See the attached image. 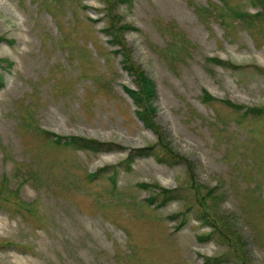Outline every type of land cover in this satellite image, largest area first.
Returning a JSON list of instances; mask_svg holds the SVG:
<instances>
[{"label": "rangeland", "instance_id": "374dc122", "mask_svg": "<svg viewBox=\"0 0 264 264\" xmlns=\"http://www.w3.org/2000/svg\"><path fill=\"white\" fill-rule=\"evenodd\" d=\"M226 1L117 9L135 29L124 35L133 61L157 88L154 121L182 157L172 167L137 159L127 171L129 152L158 139L136 117L125 92L135 85L102 33L104 0H0V59L11 63L0 70V264H264V117L250 112L264 109V25L231 11L256 12L248 0ZM57 137L124 150L93 154ZM161 189L176 199L160 206ZM203 210L230 223L236 255L217 235L203 241Z\"/></svg>", "mask_w": 264, "mask_h": 264}, {"label": "trees", "instance_id": "16d2710c", "mask_svg": "<svg viewBox=\"0 0 264 264\" xmlns=\"http://www.w3.org/2000/svg\"><path fill=\"white\" fill-rule=\"evenodd\" d=\"M134 0H104L105 2V27L102 30V33L109 38L108 43L117 48L115 53L121 54L122 57V69L126 72L131 78L132 82L135 85V89L125 88V92L131 98L136 107V117L139 121L143 123V126L152 131L157 137V143L153 146L134 149L129 152L128 158L124 160L123 164H125V169L127 171L131 170L132 165L135 163L137 159L142 158H154L158 163L167 165L172 167L174 161L182 160V157L176 153L170 143L162 133L160 127L155 123L154 117L156 115L157 109L154 107V104L157 100V88L153 81V79L140 67L136 64L132 57L129 48L124 40V35L127 31H135V29L124 25L117 15V9L123 5H132ZM222 3L228 7V3L226 0H220ZM251 3L253 9L256 12L252 13L247 10H240L238 12L231 11L234 13L238 19L241 20L242 23H246L247 25H253L257 23H262L264 25V0H248ZM4 38H0V41H3ZM215 64L219 66H223L224 63L215 58H211ZM4 64H7L9 67L11 63L8 60L0 59V70H4ZM4 82V75L0 74V86H2ZM204 98L206 101H212L211 95L208 92H205ZM229 104V103H228ZM234 107L232 104H229ZM240 107V106H238ZM238 109V108H237ZM254 116L264 117V109H252L250 110ZM47 136H53L51 133L47 131H43ZM62 138L57 137L53 142L58 146L71 147L73 149H79L82 151L91 152L93 154L100 153H110L114 151H123L124 149L116 144L103 143L94 139H87L83 137H66L64 138L65 142L62 143ZM114 170V168H112ZM104 171V169H100L94 174H88L87 179L89 182H94L102 177L100 174ZM117 173V172H116ZM109 176L111 184L115 187L116 179L115 174ZM142 187H146L143 185ZM162 191V199L160 206H165L169 202L175 200V196H177V192L173 190L161 189ZM6 195L3 191V188L0 189V199L7 200L4 198ZM9 197V196H8ZM153 199L151 201L154 200ZM19 211L23 214L24 218L34 217L36 211H33L28 206L25 205H17ZM201 221L205 227H209L211 232L205 236L203 241L211 239L214 235L218 236L220 242L228 245L229 251L231 254L236 255L235 251L237 248V241L233 234V229L230 223L227 220H220L216 218L213 214V211L203 210L199 216V220ZM233 237V240L230 238ZM214 261L218 262L216 264L221 263V258H216Z\"/></svg>", "mask_w": 264, "mask_h": 264}]
</instances>
